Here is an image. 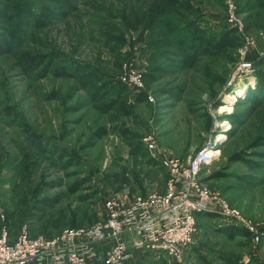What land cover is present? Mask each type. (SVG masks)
I'll return each instance as SVG.
<instances>
[{
    "label": "rangeland",
    "instance_id": "obj_1",
    "mask_svg": "<svg viewBox=\"0 0 264 264\" xmlns=\"http://www.w3.org/2000/svg\"><path fill=\"white\" fill-rule=\"evenodd\" d=\"M70 1L68 16L40 29L22 8L61 14L64 0H0V13L10 18L0 20V36L14 45L0 54V238L4 230L14 240L25 228L47 239L90 229L112 195L128 202L164 193V156L187 162L214 142L218 155L202 184L264 233V87L255 77L264 73V0H233L241 48L192 67L179 45L189 39L186 25L235 29L226 0ZM246 62L252 72L240 70ZM74 66L76 77L62 75ZM125 67L143 76L142 98L122 82ZM86 76L91 83L84 86ZM239 87L246 88L242 95ZM53 145L69 157L60 158ZM131 264L173 263L142 256ZM183 264H264V236L257 241L202 216Z\"/></svg>",
    "mask_w": 264,
    "mask_h": 264
},
{
    "label": "built area",
    "instance_id": "obj_2",
    "mask_svg": "<svg viewBox=\"0 0 264 264\" xmlns=\"http://www.w3.org/2000/svg\"><path fill=\"white\" fill-rule=\"evenodd\" d=\"M226 3L229 22L243 32L233 0ZM253 67L252 62H246L240 70L252 72ZM125 71L122 82L136 92L142 90L140 72L128 67ZM149 101L153 99L149 97ZM145 144L151 157L157 159L153 142L146 140ZM214 144L201 149L187 162L164 156L161 165L169 176L164 193L128 202L112 195L104 202L103 219L90 229L66 230L47 239L32 238L25 228L14 240L4 230L0 238V264H131L142 256L155 262L183 264L194 245L198 216L203 214L216 215L260 241L264 236L261 229L202 184V173L213 159L210 153Z\"/></svg>",
    "mask_w": 264,
    "mask_h": 264
},
{
    "label": "trees",
    "instance_id": "obj_3",
    "mask_svg": "<svg viewBox=\"0 0 264 264\" xmlns=\"http://www.w3.org/2000/svg\"><path fill=\"white\" fill-rule=\"evenodd\" d=\"M41 1V0H40ZM44 2H54L55 0H42ZM64 5L63 9L64 12L59 13H52L47 10L46 7H43L41 12L38 13V15H32L33 8L31 5H26L24 8H22L21 16L28 17L29 21L33 23V26L36 28H45L51 22L55 19H59L60 17H66L68 16L70 12L73 10V5L72 2L64 0ZM264 4V3H263ZM263 6V5H261ZM183 9L187 11H191V6L190 5H184ZM4 21V19H10L7 15L6 12L0 13V20ZM1 21V22H2ZM20 23H22V20H20ZM185 36L188 37V41L186 39H182L179 42L180 48L184 54V60L183 63L188 66L192 67L194 64H196L199 59H203L205 57H213L215 55H222L228 52L229 50H236L240 49L242 46V40L238 36V32L236 29H228V28H223L221 32H214V30H206L201 28L199 25H196L195 23L191 25H186L185 27ZM2 33V32H0ZM0 54L3 53H8L11 51L13 48V43L12 41H8L3 39V36H0ZM73 71H69L64 69L62 72L63 76L66 77H71L74 78L77 76L79 73L78 66H74ZM257 81L260 84V86L264 87V73L258 72L256 74ZM81 82H83L84 86H87L88 84L91 83V79L88 78L87 76L83 79H81ZM123 89H127L125 86L121 84L120 86ZM101 90V89H100ZM137 98H142L145 96L141 92L137 94ZM110 109V106H109ZM101 135L99 137H102L106 134L105 130H101ZM52 151L59 154L60 158L65 159L66 157H69V153L67 152L66 149L60 148L58 146L53 145ZM262 159L264 160V156H261ZM249 170L253 172H260L262 170V167L260 164L257 162H246ZM72 193H74V190H72ZM52 204L48 205L46 208H41V214L38 215V222H41L44 219V215L46 214V211L48 208H52ZM211 214H205V215H199L198 220L202 216H207ZM213 217H217L216 215H211ZM234 227H232L233 230ZM244 235L250 236L248 233L244 232ZM163 261V260H162Z\"/></svg>",
    "mask_w": 264,
    "mask_h": 264
},
{
    "label": "bare ground",
    "instance_id": "obj_4",
    "mask_svg": "<svg viewBox=\"0 0 264 264\" xmlns=\"http://www.w3.org/2000/svg\"><path fill=\"white\" fill-rule=\"evenodd\" d=\"M245 89H246L245 87L244 88L243 87H241V88L239 87V88H237L236 93L239 94V95H242ZM231 100H234V96H231L229 99H227V102H229ZM225 110L229 111V112L232 111V109L230 107H222L219 111L220 112H224ZM226 125H227V123L224 124V126H226ZM224 139H225V137H222V138L220 137L218 144L221 143L222 141H224ZM215 148L216 147L214 146L213 150H211V153H210V156L213 157V158H214L215 155H218V152L217 153L215 152L217 150V148H216V150H214Z\"/></svg>",
    "mask_w": 264,
    "mask_h": 264
},
{
    "label": "crops",
    "instance_id": "obj_5",
    "mask_svg": "<svg viewBox=\"0 0 264 264\" xmlns=\"http://www.w3.org/2000/svg\"><path fill=\"white\" fill-rule=\"evenodd\" d=\"M263 3H264V2H263ZM261 5H263V6H261ZM261 5H260L261 7H264V4H261Z\"/></svg>",
    "mask_w": 264,
    "mask_h": 264
}]
</instances>
